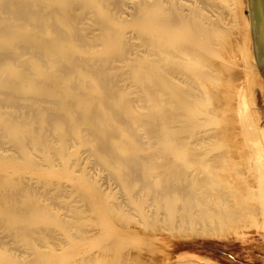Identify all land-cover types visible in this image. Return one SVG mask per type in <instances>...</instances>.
<instances>
[{"label":"bare ground","instance_id":"1","mask_svg":"<svg viewBox=\"0 0 264 264\" xmlns=\"http://www.w3.org/2000/svg\"><path fill=\"white\" fill-rule=\"evenodd\" d=\"M250 22L248 0H0V264H264Z\"/></svg>","mask_w":264,"mask_h":264},{"label":"water","instance_id":"2","mask_svg":"<svg viewBox=\"0 0 264 264\" xmlns=\"http://www.w3.org/2000/svg\"><path fill=\"white\" fill-rule=\"evenodd\" d=\"M254 56L264 78V0H248Z\"/></svg>","mask_w":264,"mask_h":264},{"label":"rangeland","instance_id":"3","mask_svg":"<svg viewBox=\"0 0 264 264\" xmlns=\"http://www.w3.org/2000/svg\"><path fill=\"white\" fill-rule=\"evenodd\" d=\"M171 247V245H167L161 252H167V250Z\"/></svg>","mask_w":264,"mask_h":264}]
</instances>
